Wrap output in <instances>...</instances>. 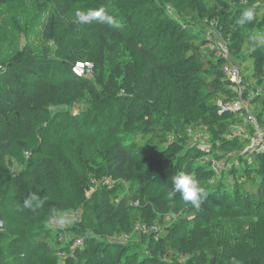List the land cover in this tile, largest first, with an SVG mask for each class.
<instances>
[{
	"label": "trees",
	"instance_id": "trees-1",
	"mask_svg": "<svg viewBox=\"0 0 264 264\" xmlns=\"http://www.w3.org/2000/svg\"><path fill=\"white\" fill-rule=\"evenodd\" d=\"M48 1L53 10L38 23L43 39L36 47L0 41V188L8 189L0 205L10 196L2 215L18 218L0 232L9 238L0 264H264V150H245L252 124L241 111L220 107L240 98L224 73L232 57L244 90L261 86L250 102L264 124V0ZM84 2L118 25L78 23ZM245 10L253 19L241 22ZM220 40L228 58L217 53ZM84 61L92 72L76 75L74 64ZM162 80L183 111L177 123L132 86ZM178 130L208 135L209 148L187 144ZM229 154L241 168L223 160ZM213 161L225 164L217 171ZM74 166L80 171L73 179ZM223 169L234 180L216 175ZM181 172L209 193L199 210L179 193L169 199ZM40 176L74 185L77 205L90 202L96 180L118 183L92 201L95 225L73 223L80 235L63 244L47 225L53 204L25 186ZM178 212L171 225L164 220ZM135 224L160 232H134ZM123 233L139 242L119 241ZM82 235L73 256L59 255Z\"/></svg>",
	"mask_w": 264,
	"mask_h": 264
},
{
	"label": "rangeland",
	"instance_id": "rangeland-1",
	"mask_svg": "<svg viewBox=\"0 0 264 264\" xmlns=\"http://www.w3.org/2000/svg\"><path fill=\"white\" fill-rule=\"evenodd\" d=\"M88 9L89 7L87 2L81 3L77 6V10H88ZM52 10H53V6L49 3L48 0H14L7 5L0 6V41H4L6 45L11 46L12 48H18V47L20 48L26 45H31L36 47L39 41L43 39V25L38 23H41L42 20H44V17L47 16V13H50V11ZM38 12L40 13V15L38 14ZM203 30H205V32L207 31L206 29ZM209 36L214 38L213 35H209ZM220 41H221V45L225 49L221 51L226 55L227 54L230 55L229 52L227 53V48H226L227 46L224 43V41L223 40ZM233 59L234 58L231 57L232 60L231 62L235 63V60ZM132 86L136 88L135 90L137 92L144 95V97L150 96L152 102L156 104L158 109L163 110V112L166 111L165 118L168 119L170 123H175V122L177 123V119L182 115L183 111L179 112V108L177 105L178 97L173 92L172 87L166 81L165 82L164 80L158 82L153 81L151 84H149L148 82H142L141 84H137L134 82ZM241 88H242L241 93H239V89L237 90L240 95H243L242 92L248 93L245 94V96H243L242 98V100L245 99V101H247L248 98L254 96L255 94L261 91V86H256L257 90L251 88L248 89L247 91L244 90L243 86H241ZM76 107L77 106L75 105V108ZM259 125L264 126L263 124H259ZM178 132L181 134L180 136H182L187 140L186 142L189 145H196L206 148H209L210 146L209 136L206 134L199 133L201 135L200 137L197 138L195 134L192 133V131L190 130H186L185 134H182V132H180L179 130ZM75 142L72 143L75 144ZM72 143L67 144L66 148L67 147L73 148L74 146ZM85 148L86 147H84L82 150H84ZM246 157L248 158L249 161L250 156L246 155ZM85 158L87 159L86 156ZM223 160L229 163H234L236 167L241 168L242 164L238 163V160L234 157L233 154L227 155V157L224 158ZM234 160L236 161L233 162ZM77 161L81 162L82 159H77ZM224 161H220L219 168L216 167L217 171L223 168L225 164ZM71 171H72V177L74 179L75 175L78 174L80 170L74 166L72 167ZM216 175L218 176L222 175L225 181H232L234 180L235 177L234 174H231L229 171H224V169L221 170L220 173H217ZM67 182L68 181H66V184H63V186L62 183L54 184L52 182V184H50L47 183V177L45 176H40L38 180H29L25 182V186L31 188V190H33V188L36 186L37 195L40 192H42L46 200H48L49 203L53 204L51 208H55L56 210L54 214L56 218V223L52 224L48 222L47 225L51 229L55 228L59 230L60 233L64 235V240H62L63 244H68V238L70 234L80 235L77 234L78 232H74L70 230L73 223L81 222L82 224L90 225L92 227L95 225L94 215L91 206L92 201L95 199V196L98 194L99 190L104 188L114 189L115 185L118 183L116 180H112L110 178L96 180L94 183H92V187H90L91 190L86 193V196L90 202L85 204L81 203L80 205H77V202L80 201L75 191L74 185H72L71 183L68 184ZM1 188H0L1 189L0 193L3 192V189L6 192L8 190L4 186H2ZM132 189L136 190V187L133 185ZM11 201L12 200L10 196H7L0 205V215L3 224V227L0 228L1 233L5 232L6 229L5 225L7 224L10 218L18 219L16 217V214H14L12 211L11 212L7 211V214L5 216L2 215L1 207L3 208L4 206L8 208L9 203ZM140 202L141 201L138 198H134V200L132 201V207L134 208L139 207ZM178 216H180L179 212L173 214L168 213L164 215V220L168 221L169 225H171L174 221V218ZM19 226H21V224ZM133 231L134 232L155 231L156 234L160 232V230L157 229V227H154L152 229H141L139 224L134 225ZM131 233H123L119 241H124V242L132 241L138 243L139 241H135V238H133V236H130ZM82 236L78 237L81 241V243L77 245L78 247L82 246L83 244L84 236L83 237ZM110 239L111 238H108L109 241ZM8 240L9 238H7L5 235L0 234V249L4 248ZM77 246H70L66 250L63 249V251L61 252L62 254L60 256L62 257L67 255L73 256L74 248Z\"/></svg>",
	"mask_w": 264,
	"mask_h": 264
},
{
	"label": "built area",
	"instance_id": "built-area-1",
	"mask_svg": "<svg viewBox=\"0 0 264 264\" xmlns=\"http://www.w3.org/2000/svg\"><path fill=\"white\" fill-rule=\"evenodd\" d=\"M221 50H225L222 45H220V48L217 50V53L222 55L223 57H229V55L224 54ZM228 53V50H227ZM73 71L76 75H88L92 71V63L91 62H76L73 66ZM224 73L229 76L230 80L235 84V89H239V93H241V85H240V75H239V69L235 63L229 62L224 67ZM237 85V86H236ZM243 96L240 95V98L237 100H234L230 104H220L221 110H235V111H241V115L243 118L250 122L254 128V133L252 134L250 138L249 146L246 148L248 150L253 151H262L264 150V126L259 125L260 123L257 121V118L255 116V113L252 109L251 100L250 98L247 99V101L242 100ZM264 125V124H263ZM201 134L195 133V136L198 138ZM211 166L216 169V167L219 168V164L215 161L211 163ZM217 170V169H216ZM50 223H56V218L51 217ZM141 229H152L154 226H146V225H139ZM59 240H64V235L62 233L59 234ZM80 239H75V241L70 246H77L80 244ZM62 252V251H61ZM59 252V255L62 253Z\"/></svg>",
	"mask_w": 264,
	"mask_h": 264
},
{
	"label": "clouds",
	"instance_id": "clouds-1",
	"mask_svg": "<svg viewBox=\"0 0 264 264\" xmlns=\"http://www.w3.org/2000/svg\"><path fill=\"white\" fill-rule=\"evenodd\" d=\"M76 21L80 24H90L93 22H101L107 25H118V21L105 9H90V10H77L75 12ZM253 13L251 10H245L242 13L241 22L251 21ZM177 193L182 197L186 204L191 205L193 208L199 210L208 196V192L204 187H201L197 181L188 174L183 172L172 177V190L168 193L169 199L174 197ZM26 207L31 206L26 201Z\"/></svg>",
	"mask_w": 264,
	"mask_h": 264
},
{
	"label": "water",
	"instance_id": "water-1",
	"mask_svg": "<svg viewBox=\"0 0 264 264\" xmlns=\"http://www.w3.org/2000/svg\"><path fill=\"white\" fill-rule=\"evenodd\" d=\"M3 227L2 220H1V215H0V228Z\"/></svg>",
	"mask_w": 264,
	"mask_h": 264
}]
</instances>
